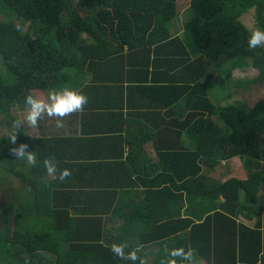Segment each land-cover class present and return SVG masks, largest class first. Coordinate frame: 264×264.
Here are the masks:
<instances>
[{
    "label": "trees",
    "instance_id": "16d2710c",
    "mask_svg": "<svg viewBox=\"0 0 264 264\" xmlns=\"http://www.w3.org/2000/svg\"><path fill=\"white\" fill-rule=\"evenodd\" d=\"M178 1L0 0V264H130L110 251L122 242L147 264L166 245L264 264V98L239 92L264 81L241 19L264 30V0ZM63 88L88 97V136L17 140L70 169L60 182L7 138L26 95ZM96 144L114 152L81 150Z\"/></svg>",
    "mask_w": 264,
    "mask_h": 264
},
{
    "label": "clouds",
    "instance_id": "9594fccd",
    "mask_svg": "<svg viewBox=\"0 0 264 264\" xmlns=\"http://www.w3.org/2000/svg\"><path fill=\"white\" fill-rule=\"evenodd\" d=\"M247 46L252 51L264 46V30L252 31L248 36ZM24 104L26 107L24 115L14 119L10 124L7 139L14 145L9 149L10 155L28 166H42L48 176L64 182L72 176V171L68 168H59L58 161L54 156L45 157L42 161L38 160L37 153L29 150L26 143L17 144L18 134L23 132L22 129L25 127L36 129L39 121L45 116L54 120L57 128H63L66 117L83 112L85 105L88 104V97L82 92L69 88L52 89L43 99L32 94L26 95ZM128 247L126 242L113 243L110 251L114 257L130 262V264H147L146 259L139 254V249L125 251ZM164 254L165 258L160 260V264H199L196 252L191 247L185 249L184 247H168L166 245Z\"/></svg>",
    "mask_w": 264,
    "mask_h": 264
},
{
    "label": "rangeland",
    "instance_id": "374dc122",
    "mask_svg": "<svg viewBox=\"0 0 264 264\" xmlns=\"http://www.w3.org/2000/svg\"><path fill=\"white\" fill-rule=\"evenodd\" d=\"M189 1L190 0H179L178 1L179 10L185 12L188 9ZM6 13L7 12L5 11V9L0 8V15L6 16ZM241 19H242V22L246 25V27L250 30V32L258 29L255 22H254L253 15L251 13L244 14ZM233 76L235 78H241V81H247L248 82V81L253 80L254 78H256L258 76V71L254 68H247L244 70L235 71L233 73ZM239 92L242 96V97H240L241 99H244L250 105H254L258 100L264 98V81H258L256 83L248 85L244 89H239ZM21 112L22 111L18 112L20 117H22L25 113L24 112L22 114ZM46 119L47 118L44 117L41 120L43 122ZM38 125L41 126L42 123H40ZM37 131H38V127L36 129L28 128V134L31 136L29 141L32 144L35 143L36 138L38 137V135L41 134V133H36ZM237 163L241 167L239 159L237 160ZM209 202L212 205V201L210 200Z\"/></svg>",
    "mask_w": 264,
    "mask_h": 264
},
{
    "label": "crops",
    "instance_id": "0c3cea01",
    "mask_svg": "<svg viewBox=\"0 0 264 264\" xmlns=\"http://www.w3.org/2000/svg\"><path fill=\"white\" fill-rule=\"evenodd\" d=\"M47 118L42 122V120L39 121V124L42 123L41 126L38 125V131L36 133H41L38 135L40 136H83L84 138L88 136L89 133L86 132V134H83L82 129V122H81V115L77 117L73 115L68 116L64 119V127L63 128H57L55 126V121ZM90 125H85V130L84 131H89ZM100 144H105L100 142ZM100 144H96L97 147H91L87 149H81L85 154H92L93 152L98 154L96 156H100L99 158L105 156L108 153H113V147L111 146H102ZM100 145V146H99ZM118 149V148H117ZM127 153V151H125ZM97 162V160H95ZM241 165V164H240ZM239 166V165H238Z\"/></svg>",
    "mask_w": 264,
    "mask_h": 264
}]
</instances>
